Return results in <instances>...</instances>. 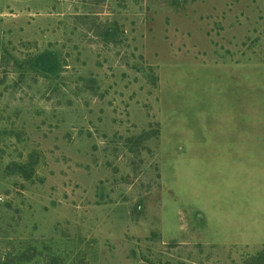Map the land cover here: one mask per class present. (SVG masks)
I'll use <instances>...</instances> for the list:
<instances>
[{"label":"rangeland","instance_id":"1","mask_svg":"<svg viewBox=\"0 0 264 264\" xmlns=\"http://www.w3.org/2000/svg\"><path fill=\"white\" fill-rule=\"evenodd\" d=\"M0 264H264V0H0Z\"/></svg>","mask_w":264,"mask_h":264}]
</instances>
